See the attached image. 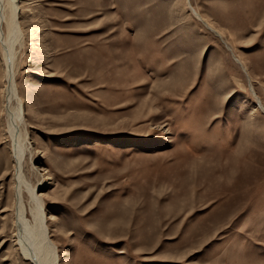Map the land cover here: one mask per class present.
<instances>
[{"label": "rangeland", "instance_id": "374dc122", "mask_svg": "<svg viewBox=\"0 0 264 264\" xmlns=\"http://www.w3.org/2000/svg\"><path fill=\"white\" fill-rule=\"evenodd\" d=\"M19 6L13 107L58 264H264V0ZM5 67L0 41V264H32Z\"/></svg>", "mask_w": 264, "mask_h": 264}, {"label": "bare ground", "instance_id": "6f19581e", "mask_svg": "<svg viewBox=\"0 0 264 264\" xmlns=\"http://www.w3.org/2000/svg\"><path fill=\"white\" fill-rule=\"evenodd\" d=\"M5 3L6 4H3L0 1V17L6 25V32L4 34L0 33L3 58L6 64L4 71V82L6 84L4 90L5 95L7 94L8 97L5 100L3 108L7 121L8 139L12 143V158L15 163L13 175L14 180H16L17 183H15L16 201L13 205V224L16 232L15 237L16 246L18 247L17 251L18 254L23 257V260H27L32 264H58L59 255L57 253V247L50 240L48 229L46 227L44 197L43 195L37 194L36 189H33L28 182H26L23 172L26 149L25 145L28 139V133L21 130L22 128L20 129L18 123V119L20 117L19 110L16 109L18 110L16 111L14 108L15 106L13 107V100L17 95V89L13 79V74H15L13 70L16 67V53L14 51V45L20 37V14L22 8L19 6V0H5ZM197 18L201 20V22L204 21V25L212 29L213 33L222 37V34L209 25L205 19L203 20L200 16H197ZM240 61L239 63L242 65L244 71L247 72L246 66H244V64ZM251 89L253 90V87H251ZM257 100L259 102L258 98ZM260 108L264 110V107L260 106ZM20 166L22 170L19 169ZM24 188L30 195V213L33 215V224H30L27 218L28 211L24 204L25 202H23L24 196L22 197Z\"/></svg>", "mask_w": 264, "mask_h": 264}]
</instances>
